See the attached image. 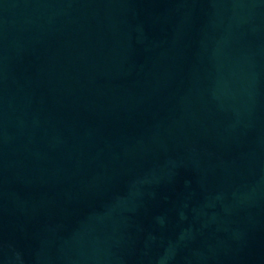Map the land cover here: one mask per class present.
<instances>
[{"label": "water", "instance_id": "95a60500", "mask_svg": "<svg viewBox=\"0 0 264 264\" xmlns=\"http://www.w3.org/2000/svg\"><path fill=\"white\" fill-rule=\"evenodd\" d=\"M0 264H264V0H0Z\"/></svg>", "mask_w": 264, "mask_h": 264}]
</instances>
